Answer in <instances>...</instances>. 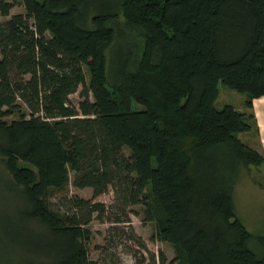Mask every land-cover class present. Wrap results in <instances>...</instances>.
I'll list each match as a JSON object with an SVG mask.
<instances>
[{
    "label": "trees",
    "instance_id": "16d2710c",
    "mask_svg": "<svg viewBox=\"0 0 264 264\" xmlns=\"http://www.w3.org/2000/svg\"><path fill=\"white\" fill-rule=\"evenodd\" d=\"M21 2L0 0V241L24 251L0 264H98L91 223L132 207L175 252L135 264H264L235 200L264 167L239 138L264 97V0ZM220 83L251 113L218 109Z\"/></svg>",
    "mask_w": 264,
    "mask_h": 264
},
{
    "label": "rangeland",
    "instance_id": "374dc122",
    "mask_svg": "<svg viewBox=\"0 0 264 264\" xmlns=\"http://www.w3.org/2000/svg\"><path fill=\"white\" fill-rule=\"evenodd\" d=\"M13 3L14 7L10 11V15L24 14V7L21 0H13ZM5 19L6 18L0 16V22ZM219 91V98L216 102V107L218 109L231 105L240 112L251 113V111L247 110L245 107V102L247 101L246 95L235 92L222 83L219 84ZM70 101L77 105L79 101V92L72 95ZM16 119L17 117L13 116L8 120ZM260 123H262V125L264 124V106L263 117L259 119V117L255 115L253 131L239 135V138L244 143L256 150L261 139L259 137V130L261 128L259 125ZM68 195H77L80 198L91 199L92 191L90 189L78 190L70 186ZM113 197V191L109 189L106 194L97 197L94 202L110 206L113 204ZM235 200L237 214L246 228L254 235H264V167L252 168L249 172H243L236 187ZM54 201H56V199ZM129 217L130 223L127 225L130 226L118 225L119 227H117V230H111V227L114 225L108 223H100L98 221H93L91 223L90 228L93 232V238L89 244V257L92 261L98 264H107L110 259H114L118 264H135L138 260H141V258L150 259L148 258L150 254L158 255L159 252H163L169 260L175 257V252L171 245L153 239V224L143 221L141 209L139 207H132ZM131 235H135L142 241L146 251L140 249L133 240L128 239ZM22 251L24 250H22V247L19 245L17 247L8 245L5 239L0 241V254H5V257L7 253L11 256L12 252L23 254Z\"/></svg>",
    "mask_w": 264,
    "mask_h": 264
},
{
    "label": "crops",
    "instance_id": "0c3cea01",
    "mask_svg": "<svg viewBox=\"0 0 264 264\" xmlns=\"http://www.w3.org/2000/svg\"><path fill=\"white\" fill-rule=\"evenodd\" d=\"M263 101H264V97L254 101V109L253 110L255 112V115H257V117H259V119H260V117H263V106H264ZM259 125L261 126V128L259 130V137L261 138L260 139L261 145L259 142L257 145V151L262 152L264 154V124L262 125V123H260Z\"/></svg>",
    "mask_w": 264,
    "mask_h": 264
}]
</instances>
